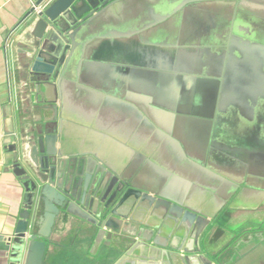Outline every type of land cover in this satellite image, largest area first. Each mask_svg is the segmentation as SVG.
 Here are the masks:
<instances>
[{"label": "water", "instance_id": "1", "mask_svg": "<svg viewBox=\"0 0 264 264\" xmlns=\"http://www.w3.org/2000/svg\"><path fill=\"white\" fill-rule=\"evenodd\" d=\"M31 1L10 263L77 221L113 264H264V0Z\"/></svg>", "mask_w": 264, "mask_h": 264}, {"label": "crops", "instance_id": "2", "mask_svg": "<svg viewBox=\"0 0 264 264\" xmlns=\"http://www.w3.org/2000/svg\"><path fill=\"white\" fill-rule=\"evenodd\" d=\"M36 7L31 0H0V264H11L14 230L26 197L13 169L18 150L9 47L26 15ZM91 231L92 227L77 221H71L65 228L58 227L44 264H113L102 257L106 248L93 245L87 237ZM244 261L261 264L262 258Z\"/></svg>", "mask_w": 264, "mask_h": 264}, {"label": "built area", "instance_id": "3", "mask_svg": "<svg viewBox=\"0 0 264 264\" xmlns=\"http://www.w3.org/2000/svg\"><path fill=\"white\" fill-rule=\"evenodd\" d=\"M39 7H36L35 10H37Z\"/></svg>", "mask_w": 264, "mask_h": 264}]
</instances>
